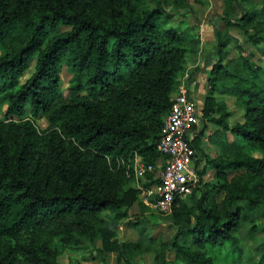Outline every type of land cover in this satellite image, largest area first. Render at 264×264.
<instances>
[{
    "label": "trees",
    "instance_id": "trees-1",
    "mask_svg": "<svg viewBox=\"0 0 264 264\" xmlns=\"http://www.w3.org/2000/svg\"><path fill=\"white\" fill-rule=\"evenodd\" d=\"M184 1L0 0V264H54L60 247L76 251L81 236H98L115 264H136L141 218L128 221L138 239L124 241L98 214L111 211L115 223L137 199L117 156L162 157L159 127L184 56L197 48L190 27L181 26L186 20L169 22ZM224 3L227 12L216 14L222 31L213 27L215 44L204 56L200 116L202 126L214 125L206 140L217 153L199 147L201 126L190 142L211 177L201 183L197 167L199 185L163 213L174 230L148 264H228L240 249L242 223L255 241V264H264V229L253 223L264 203V66L227 34L234 25L254 45L264 42V0L260 9ZM230 40L235 57H227ZM62 65L70 74L63 87ZM230 105L242 111L232 124ZM27 109L43 114L44 129L23 117Z\"/></svg>",
    "mask_w": 264,
    "mask_h": 264
},
{
    "label": "rangeland",
    "instance_id": "rangeland-1",
    "mask_svg": "<svg viewBox=\"0 0 264 264\" xmlns=\"http://www.w3.org/2000/svg\"><path fill=\"white\" fill-rule=\"evenodd\" d=\"M224 2L225 0H185L183 3L176 5V13L170 16L169 22L171 24H175L181 19L186 20L181 26L190 27L189 33L193 38L197 39L196 50L186 52L183 59L182 69L177 74L176 79L177 83L183 82L186 86H188L189 83L195 84L198 89H196V91L198 92L197 96L201 100L200 102H202L205 94V86H207V70L209 68L208 66L203 65L204 56L205 54L208 55V53L212 52L213 45L215 44L213 27H218V30L222 31V28H220V19L216 14H224L227 12ZM149 4L152 5L151 2H149ZM241 4L247 8H261V0H241ZM230 12L234 16L239 14V10L234 1H232V10ZM57 28H62V26L57 25ZM227 34L231 38H235L242 46L241 53L243 55L258 64H263L264 66V55L259 52V47L264 45V42L254 45L248 40V33L234 25L227 27ZM227 48V57L237 56L238 51L233 46L231 40L229 41ZM212 57L213 55L210 56V58ZM31 70L32 61L29 62L27 69L19 79L23 80ZM69 75L70 74L65 66L62 65L60 72L62 87L68 83ZM76 93H85V91L70 92L71 95ZM173 94L174 91L171 93L170 98ZM214 94L216 98L226 97L225 94ZM229 107L231 114L227 117V122L232 124L234 121L241 120L242 111L239 106L230 105ZM23 117L31 118L39 129H44L47 125V121L42 113L31 115L27 109L23 114ZM200 126L203 133H200L198 137L199 147L208 156H213L217 153V148L208 143L206 135L214 128V125L207 120L203 126L199 121L197 124V130ZM194 161L196 166L200 170L202 169L200 171V182L202 183L206 180H210L211 170L207 168L208 165L206 166L204 164L203 158L198 151L194 157ZM225 172L227 177H230L234 173L231 170H225ZM129 179L127 185L134 186L132 178ZM139 200L140 197L137 192V199L128 207L123 208L124 215L115 221V223L112 220V212L109 210L99 212L98 216L106 223V225L114 228L117 239L124 241L138 239V230L130 226L128 221L134 220L135 218H141L139 226L143 229L142 249L137 252L133 260L136 264H148L154 260L158 241L169 238L174 228L169 224V217L167 214H163L154 209L141 210ZM186 200L187 202H190L189 198H186ZM253 213H256V217L253 220L256 228L264 229V203L257 204ZM246 227L247 223H242L236 232L239 237L240 249L236 252L235 258L228 264H255L258 258V252L253 248L255 241L252 240V237L245 236ZM55 242L56 241H54L53 244ZM77 246L76 251H68L67 248L61 246L54 264H115L113 252L105 251L100 248V239L98 236L92 240H88L86 237L81 236ZM167 258L173 259L172 250L168 252Z\"/></svg>",
    "mask_w": 264,
    "mask_h": 264
},
{
    "label": "built area",
    "instance_id": "built-area-1",
    "mask_svg": "<svg viewBox=\"0 0 264 264\" xmlns=\"http://www.w3.org/2000/svg\"><path fill=\"white\" fill-rule=\"evenodd\" d=\"M201 114V107L188 87L183 82L177 83L158 131L156 148L161 159L145 161L135 150L116 157L117 165L132 178L140 200L150 208L168 213L178 198L197 186L199 174L190 142Z\"/></svg>",
    "mask_w": 264,
    "mask_h": 264
},
{
    "label": "crops",
    "instance_id": "crops-1",
    "mask_svg": "<svg viewBox=\"0 0 264 264\" xmlns=\"http://www.w3.org/2000/svg\"><path fill=\"white\" fill-rule=\"evenodd\" d=\"M208 66V65H207ZM188 89L190 90L191 94L194 96V98L196 99L197 101V104H198V107H201L202 105V102H200V98L197 96L198 95V92L196 91L197 89V86H195V84L193 83H189L188 84ZM198 90V89H197ZM205 91H206V86H205ZM198 131V130H197ZM197 133V132H196Z\"/></svg>",
    "mask_w": 264,
    "mask_h": 264
}]
</instances>
